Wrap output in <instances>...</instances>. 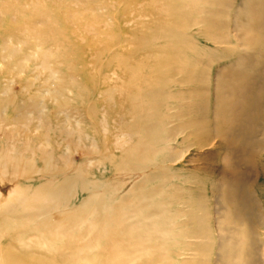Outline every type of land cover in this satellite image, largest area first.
<instances>
[{
    "label": "rangeland",
    "instance_id": "1",
    "mask_svg": "<svg viewBox=\"0 0 264 264\" xmlns=\"http://www.w3.org/2000/svg\"><path fill=\"white\" fill-rule=\"evenodd\" d=\"M77 1L0 0V25L4 26L0 28V43L7 39L16 44L24 42L14 57L5 61L0 87L7 88L9 95L2 94L1 98L11 95L23 105L41 100L48 107L49 118L39 130H36V121L29 125L30 130L20 126L15 129L20 131L14 140L19 148L26 141V135L42 140L50 125L52 130L48 133L52 142L68 143L69 149L62 148L72 154L75 162L87 163L90 159V167L97 169L98 156L84 153V142H79L78 133L72 127L82 113L91 122L100 117L102 107H107L112 112L109 121L113 132L121 105L127 109L129 105L118 97L113 105L107 103L100 91L120 83L119 77L127 76L125 67L121 64L118 67L120 61L124 60L131 69L138 64L149 67L154 58L164 57L168 52L169 45L161 40L137 48L142 38L159 31L158 25L167 20L158 10L165 7L167 0H157L156 5L154 0L85 1L95 8L93 11L84 10ZM174 1L176 7L179 5L187 13L184 35L179 26L175 36L183 39L180 60L193 72V80L191 84L174 87L180 99L170 101L162 112L170 146L165 162L152 160L146 166L151 172L165 165L172 167L174 178L165 183L168 188L179 187L176 192L180 196L171 198L173 203L178 201L174 207L188 212L193 207L191 202L198 203L202 214L211 217L215 234L219 233L217 216L221 214L233 229L241 228L243 236L259 238L262 246L256 249L260 250V256L249 253L245 259L251 264H259L257 260L264 264V254H261L264 247V0ZM176 19L175 16L171 21ZM32 32L46 41L42 47L36 46L37 40L30 36ZM42 48L54 51L51 65L59 69L66 82L74 78L93 90L97 85L98 89L88 99L90 104L96 102L94 113L89 115L87 104L78 99L76 87H72L71 95L67 93L70 102L66 106L56 103L49 94L38 96L48 75V71L41 70L38 56L30 58L24 72L13 68L20 58ZM37 69L42 71L39 78L27 88ZM190 89L193 93H189ZM125 116L130 122V114L125 112ZM68 119L71 126H65ZM11 130L14 131L8 127L5 133L0 131L6 145L13 142ZM106 173L110 177L111 169ZM6 179L18 191L24 190L23 179L14 176ZM185 240L188 243L182 245L183 258L188 263L223 264L217 257V243L206 245L199 253L194 249L199 243H190L196 238ZM175 250L180 251L181 247Z\"/></svg>",
    "mask_w": 264,
    "mask_h": 264
},
{
    "label": "bare ground",
    "instance_id": "2",
    "mask_svg": "<svg viewBox=\"0 0 264 264\" xmlns=\"http://www.w3.org/2000/svg\"><path fill=\"white\" fill-rule=\"evenodd\" d=\"M78 1L84 10H95L88 6L87 0ZM167 1L165 7L158 8L167 20L158 25L159 31L142 38L137 48L161 40L169 45L168 52L164 57L154 58L149 67L138 64L131 69L124 60L120 61L118 67L124 66L127 76H118L120 83L100 91L107 103L113 105L118 97L129 105L128 109L121 105L113 132L109 121L112 112L107 107H102L100 117L91 122L82 113L72 127L79 142H84V153L98 156L97 169L90 167V159L87 163L75 162L72 154L62 148L69 149L68 143L52 142L50 125L42 140L26 135L19 148L14 140L20 131L15 129L18 126L29 129L36 121L39 130L49 118L48 107L41 100L23 105L11 95L3 99L1 95L9 90L0 87V131L5 133L8 127L15 131L11 130V145L5 144L4 136L0 138V264H191L183 258L182 245L188 243L187 237L197 239L190 243H199L194 248L199 253L206 245L217 243V257L223 264L228 258V264H251L245 259L249 253L260 256L261 240L243 236L242 229H233L221 214L217 216L219 233L215 234L211 217L202 214L198 203L191 202L193 207L188 212L174 207L178 201L173 203L171 198L180 196L179 187L168 188L165 183L174 178L172 167L165 165L151 172L146 166L152 160L165 162L170 146L162 112L170 101L180 99L174 87L191 84L193 80V72L180 60L183 39L175 36L179 26L184 35L187 13L179 5L176 7L174 0ZM158 2L154 0L155 5ZM175 16L177 19L171 21ZM3 27L1 24L0 28ZM30 36L37 40L38 47L46 42L36 32ZM111 37L115 40L116 36L112 33ZM23 43L16 44L10 39L0 43V74L7 65L6 59L14 57ZM32 56H38L42 71H48L38 96L49 94L56 103L66 106L70 102L67 93L76 87L78 99L87 104L89 115L96 111V102L90 104L88 99L98 89L97 85L93 90L74 78L66 82L59 69L51 65L54 51L50 48L34 50L20 58L13 68L24 72ZM41 72L36 70L27 88ZM125 112L130 114V122L125 120ZM65 126H71L69 119ZM31 142L35 145L31 146ZM109 169L112 175L107 177ZM13 176L23 179L24 190L18 191L7 181V177ZM178 247L180 251L175 250ZM261 252L264 254V247Z\"/></svg>",
    "mask_w": 264,
    "mask_h": 264
}]
</instances>
